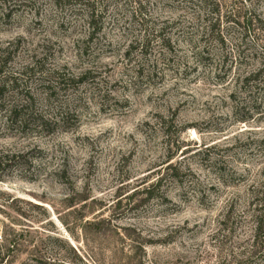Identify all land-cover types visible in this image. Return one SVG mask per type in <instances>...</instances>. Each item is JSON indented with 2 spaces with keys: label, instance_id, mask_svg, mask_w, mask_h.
Instances as JSON below:
<instances>
[{
  "label": "rangeland",
  "instance_id": "374dc122",
  "mask_svg": "<svg viewBox=\"0 0 264 264\" xmlns=\"http://www.w3.org/2000/svg\"><path fill=\"white\" fill-rule=\"evenodd\" d=\"M95 10L0 0V264H264V0Z\"/></svg>",
  "mask_w": 264,
  "mask_h": 264
},
{
  "label": "trees",
  "instance_id": "16d2710c",
  "mask_svg": "<svg viewBox=\"0 0 264 264\" xmlns=\"http://www.w3.org/2000/svg\"><path fill=\"white\" fill-rule=\"evenodd\" d=\"M57 1H62V0H55ZM95 2L97 3V0H77V3L80 6L86 7L88 9V25L89 28L91 29V35H94L96 32V26L99 23V17L97 16L96 10H95ZM143 12L141 11V8H137L133 12L130 13V19H140L141 23L143 24L146 19L142 18ZM213 28L212 27H209ZM161 37V36H160ZM148 42L147 37L145 39L141 40L142 44H145ZM137 43V42H136ZM140 43V41H139ZM205 51L198 50V55L204 57ZM205 59V57H204ZM203 58H201L200 62H202ZM84 77V75L82 76ZM263 78V79H262ZM241 80V85L242 87H251L254 88L255 91L258 89L264 88V65H262L260 68H257L250 73L246 74L245 76H242ZM6 84L4 79H2V74H0V93L3 95L5 92ZM1 95V96H2ZM29 104H19L10 107L9 109H5L6 111V118H7V123L10 125L15 124L18 129H21L22 131H25L29 127L34 126L37 129H44L47 127L49 124V121H46L42 116H40L37 112L33 111L31 108H29ZM69 116L68 112H60L59 113V118L56 119V122H54V126H59L60 123H65L67 120V117ZM251 119L249 117H244L241 119V122L246 123L250 121ZM15 158V156H13ZM22 158V157H21ZM147 192H151V189H148ZM149 194V193H147ZM257 216H255V230H254V246H257L260 243V240L262 241V235L261 233L264 227V223L262 219H264V211L259 210L257 211Z\"/></svg>",
  "mask_w": 264,
  "mask_h": 264
}]
</instances>
